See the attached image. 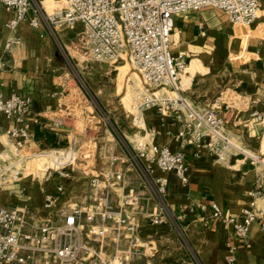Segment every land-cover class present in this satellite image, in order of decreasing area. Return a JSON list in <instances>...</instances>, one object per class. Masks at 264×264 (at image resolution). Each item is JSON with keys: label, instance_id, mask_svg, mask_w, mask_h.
Segmentation results:
<instances>
[{"label": "built area", "instance_id": "built-area-1", "mask_svg": "<svg viewBox=\"0 0 264 264\" xmlns=\"http://www.w3.org/2000/svg\"><path fill=\"white\" fill-rule=\"evenodd\" d=\"M0 6L12 12L8 24L12 29L27 21L57 42L63 29L79 25L72 40L79 62H127L143 84L135 88L129 104V124L133 129L146 127L145 113L149 109L164 114L174 112L182 124L175 136L183 146L195 144L199 148L195 155L206 152L231 166L236 147L232 114L248 111L264 124V112L250 109L249 96L231 87L205 106L180 93V80L188 72L189 64L183 53L175 54L171 48L172 29L179 14L217 9L229 22L249 29L261 17L264 0H64L62 6L52 11L46 8L44 0H0ZM21 43L19 36L11 37L5 49L11 51ZM73 76L83 96L93 103L105 130L114 133L122 153L111 156L108 170L91 177L89 185L95 193L91 201L70 206L65 199L69 186L64 184L57 186L56 194L46 193L44 205L57 210V223L52 218L36 220V213L20 204L0 205V264H127L129 256L145 250L142 230L149 226L169 225L181 243L188 242L182 225L188 214L176 212L167 197L170 172H175L182 186L189 184L186 153L169 145L153 144V139L130 138L111 112L97 101L81 73L74 72ZM31 101L30 96L0 92V114L12 122L5 130L0 120V187L31 173L27 172L25 155L30 138ZM76 142L72 139L70 147L44 154L49 156L44 169L47 178L54 171L72 178L75 168L69 166H75L77 160L86 162L92 148L87 144L77 146ZM237 150L251 158L256 170L263 168L262 172L257 170L259 179L250 191L253 199L239 215H224L212 201V217L222 219L239 236H247L256 221L264 230V154L243 145L237 146ZM156 169L162 174H156ZM132 171L139 178V186L125 188L124 182ZM117 185L124 187V192L118 204L113 205L111 198ZM206 207L199 204L201 209ZM188 211L194 212L195 207L190 206ZM125 238L127 247L123 249L121 243ZM108 240L113 243L111 251L105 249ZM191 255L198 260L194 251ZM233 260L232 255L229 261ZM146 264L154 263L148 260Z\"/></svg>", "mask_w": 264, "mask_h": 264}, {"label": "crops", "instance_id": "crops-1", "mask_svg": "<svg viewBox=\"0 0 264 264\" xmlns=\"http://www.w3.org/2000/svg\"><path fill=\"white\" fill-rule=\"evenodd\" d=\"M12 16V12L0 6V92H16L32 98L30 138L25 150L27 164L32 170L19 180L0 187V205L20 204L36 213V220L52 218L57 223V210L44 205L46 193L56 194L57 186L64 184L69 186L65 199L68 198L70 206L91 201L95 194L89 185L91 177L108 170L111 156L122 152L114 133L105 130L93 103L83 96L67 66L70 57L78 56L72 40L80 26L60 32V43L66 48L63 49L50 34L27 21L12 29L8 25ZM15 36H19L22 43L6 51L7 40ZM171 42L172 51L183 53L189 64L188 72L180 80V93L205 106L225 88L231 87L249 96L250 109L264 112V8L259 20L249 29L229 22L217 9L179 14L175 18ZM115 64L93 62L85 65L97 101L99 95L101 101L112 103L109 111L130 138L153 139V144L181 149L190 165V181L185 187L175 172L168 174L167 196L176 212L188 214L182 224L188 242L181 243L169 225L149 226L142 230L145 250L140 255L129 256L127 264H146L148 260L154 264H264V230L260 222L253 224L247 236H239L222 219L212 217L211 207V202L215 201L224 215H239L250 204L253 199L250 191L259 179L257 170L262 172L263 168L259 166L256 170L251 158L241 154L237 146L264 154V124L258 123L248 111L232 114L231 130L236 147L231 166L206 152L195 155L199 150L195 144L183 146L176 139L182 124L174 112L164 114L149 109L145 113L146 127L140 130L131 127L130 105L125 104V96L118 97L119 86L114 88L112 80L106 79L111 73L110 67ZM111 95L116 98L110 101L115 102L107 99ZM0 120L5 130L12 125L4 114H0ZM152 129L155 132L150 131ZM5 139L3 136L4 142ZM72 139L77 141V146L87 144L92 148L86 162L77 160L75 166H69V169L75 168L72 178L62 176L59 171L47 178L44 169L49 156L44 154L70 147ZM85 168L89 169L84 172ZM156 174L162 172L156 169ZM138 180L136 172H130L124 182L125 188H138ZM123 192L124 187L115 186L111 198L113 205L118 204ZM200 203L207 207L199 208ZM190 206L195 207L192 213L188 211ZM104 245L111 251L113 243L110 240ZM121 247H127L126 238ZM192 251L198 260L192 257ZM232 255L234 260L230 262Z\"/></svg>", "mask_w": 264, "mask_h": 264}, {"label": "rangeland", "instance_id": "rangeland-1", "mask_svg": "<svg viewBox=\"0 0 264 264\" xmlns=\"http://www.w3.org/2000/svg\"><path fill=\"white\" fill-rule=\"evenodd\" d=\"M44 4L46 5V8H48L50 11H52L54 9V7L56 6H62L64 4V0H47L46 2H44ZM241 26V28L245 29V26L238 24ZM59 44V46L61 45L60 42H57ZM91 63H86V62H82L77 59V56H75L74 58H72L71 60H67V66L71 71V75L72 77H74V72H80L81 73V79L86 82L87 85H90L94 94H95V88H94V84H91V80L88 78V76L85 73V65H90ZM125 64L126 66L124 67H120V65ZM111 73L108 74V77L106 78L107 80H112V85L114 86V88L118 85L119 86V93L120 95L118 97H124V102L125 104L128 106L131 103L132 100V96L135 93V88L140 86L142 87V82L138 76V74L136 72H134V70L131 68V66L127 63V62H120V63H116L114 66L110 67ZM120 75V77H119ZM89 79V80H88ZM112 86V87H113ZM113 88V89H114ZM95 96H97L95 94ZM116 97L113 95L108 96L107 99L110 100H114ZM97 99V98H96ZM103 101H101V97H99L98 95V102L100 101L101 104L105 105L108 110H112L111 106L112 103H108L105 99H102ZM104 102V103H103ZM110 102H115V101H110ZM49 160V159H48ZM49 164V162H48ZM32 170V168H27V172H30ZM187 243V242H186Z\"/></svg>", "mask_w": 264, "mask_h": 264}, {"label": "bare ground", "instance_id": "bare-ground-1", "mask_svg": "<svg viewBox=\"0 0 264 264\" xmlns=\"http://www.w3.org/2000/svg\"><path fill=\"white\" fill-rule=\"evenodd\" d=\"M188 70H189V68H188Z\"/></svg>", "mask_w": 264, "mask_h": 264}]
</instances>
